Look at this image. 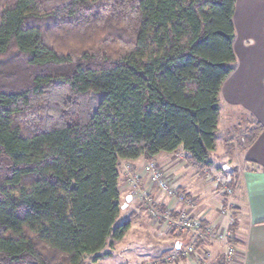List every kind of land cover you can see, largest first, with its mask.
I'll return each mask as SVG.
<instances>
[{
    "label": "trees",
    "instance_id": "1",
    "mask_svg": "<svg viewBox=\"0 0 264 264\" xmlns=\"http://www.w3.org/2000/svg\"><path fill=\"white\" fill-rule=\"evenodd\" d=\"M235 8L0 0V264L109 256L133 224L116 225L123 160L183 151L210 170L221 88L237 63ZM261 130L238 142L249 147Z\"/></svg>",
    "mask_w": 264,
    "mask_h": 264
},
{
    "label": "crops",
    "instance_id": "2",
    "mask_svg": "<svg viewBox=\"0 0 264 264\" xmlns=\"http://www.w3.org/2000/svg\"><path fill=\"white\" fill-rule=\"evenodd\" d=\"M234 23V51L237 63L221 88L216 149L220 148L221 153L231 156L234 151V157L229 159V165L224 169L237 172L229 180V185L234 192L231 201L236 205L233 208L236 221L232 230L236 233L238 264H264V0H236ZM249 126H259L262 130L253 144L244 148L241 143L236 142L234 137H242L243 130ZM233 138L234 143L231 141ZM177 153L184 152H162L157 155L154 163L164 169L177 187L194 198L199 209V174L198 172L194 176L186 174L195 170L187 160H183L185 161L183 163L177 159ZM147 163L149 162L144 158L120 162L122 203L120 218L123 222L127 220L133 222L127 235L113 246V251L117 252V248L121 249L122 243L127 241L126 250L123 248L117 252L125 257L122 264H141L145 261L159 260L177 251L175 247L177 241L182 242V249L188 240L187 237L172 236L170 233L162 238L159 237L157 224L148 217L144 204L132 195L131 187L127 183V175L131 178L132 175L138 174L139 186L150 189L160 206L172 211L179 209V206L170 198L150 186L144 171ZM126 172H128L127 175ZM218 189L219 187L214 193V202L221 208L226 207L227 196H219ZM129 196L132 197L130 202L127 201ZM209 215L206 211H203L201 215L197 214L208 225H211V222L216 224L220 221H228L227 218L222 220L219 215L213 221ZM145 224H147L145 229L151 228L150 231L144 230L146 244H140L136 237V239L129 238V235L138 233L139 226ZM158 242L161 244L158 245ZM199 243V240L195 238L194 246L198 257H184L180 249L178 250L179 259L176 262L160 264H196L199 260ZM148 244L151 245V251L145 250ZM108 252L110 255L100 260L112 257V253ZM222 262L223 256L217 264Z\"/></svg>",
    "mask_w": 264,
    "mask_h": 264
},
{
    "label": "built area",
    "instance_id": "3",
    "mask_svg": "<svg viewBox=\"0 0 264 264\" xmlns=\"http://www.w3.org/2000/svg\"><path fill=\"white\" fill-rule=\"evenodd\" d=\"M144 171L148 175V183L152 188H156L171 200L178 202L176 204L179 206V209L174 210L176 216H172L173 213L170 209L166 208L164 211L159 209V204L152 195L151 190L147 188H141L139 186L138 174L133 175L131 178L133 180L132 195L138 198L144 204L150 219L156 223H162L165 221L164 224H166L170 230L176 229L179 233L187 235V243L180 250L184 257H198V253L194 246V240L196 238L201 243L200 248L204 251L206 257L208 253L205 250L208 249V244L218 242L226 247L222 264H238V250L234 244L229 243L234 238L232 226L234 225L236 218L233 208L236 205L233 201H231L234 192L228 182L222 183L223 188L218 192L219 196H227L226 199L228 200V205L222 208L220 211V213L227 217V224L225 226L218 227L211 225L203 227V220L200 218V216L194 214L193 206L195 203L192 202L193 200L189 199L187 193L181 191L179 187L173 186L161 167H159L154 162H150L146 164ZM220 181L221 180L218 179V182ZM178 257L179 252L174 251L169 260L176 262ZM205 263L206 261L204 258H199L196 264Z\"/></svg>",
    "mask_w": 264,
    "mask_h": 264
},
{
    "label": "rangeland",
    "instance_id": "4",
    "mask_svg": "<svg viewBox=\"0 0 264 264\" xmlns=\"http://www.w3.org/2000/svg\"><path fill=\"white\" fill-rule=\"evenodd\" d=\"M231 137H234V136H231ZM234 138L237 140L236 141L237 143H239L238 142L239 139H242L241 136H239V137L235 136ZM234 138L231 139V141L233 143L235 140ZM221 152H222V150L220 148L218 150L216 149L215 151L212 152L210 159L213 162V167H211L210 170L199 172V171L195 170V168H193L190 165L193 168V170H195V172H186V174H190L192 176H194L195 173L199 172L198 173L199 174V209L197 208V204L195 203L194 198H192L188 195V198L192 199L193 200L192 202L195 203L193 206L194 207V209H193L194 214L195 215H197V214L201 215V213L203 211H206L207 214H210L209 216H211V218H213V221H215L218 218V215H219V217L222 218V220L227 218L225 215L220 213L221 209L224 207L221 208V207H219L218 204L216 205V202H214V197H215L214 193L216 192V188L219 187L218 191L221 190L223 188L222 183H224V182L229 183V180L231 179V177H233V174L237 173V172H231V171L229 172V170L227 171L224 169L225 166L229 165V159H232L234 157V155H233L234 151H232V156L231 155H224ZM176 155H177L176 156L177 159H179L183 163L185 162V161H183V160H186L184 153H177ZM159 167H161V166H159ZM219 167H221L223 169H221ZM161 169L163 170L165 175L169 178L168 174H166L164 169L163 168H161ZM127 174H128V172H126V175ZM127 176H128L127 183L131 187V192H132L133 191V188H132L133 180L131 178L133 175L132 176L130 175L131 178L129 177V175H127ZM218 179L221 181L218 182ZM169 180L173 184V186H176L174 184L172 178H169ZM172 201L175 202V200H172ZM175 203H178V202L176 201ZM122 222H123V219L119 217V219L116 222V225H118ZM153 222L156 223L155 221H153ZM227 222L228 221H220L216 224H215V222H211L212 223L211 226H215V227L225 226L227 224ZM156 224L155 225L159 231V232L157 231L159 233V237L162 238L165 236V234L170 233V229L166 224H163V223H156ZM148 225L150 227L149 223H148ZM144 227H147V224H145L141 227L139 226L137 228L138 233L137 234L134 233L133 235H129V238H131V239L137 238V240L139 241L140 244H142V245L146 244L147 241H146V237L144 236V232H145L144 230L150 231L151 228L145 229ZM232 232L234 234L233 240L236 241V235H235L236 233L234 232V230H232ZM160 244H161V242H158V245H160ZM235 246L238 249V246L237 245H235ZM207 247H208V249L205 250L208 253L207 257L205 256L204 251L201 248H199V249H201V250H199V258H204V260L206 261L205 264H217L219 259H221L222 256H224V254L226 252V247L223 244L218 243V242L209 243ZM123 248H125V250H126L127 241L122 243L121 249L117 248V252H118V250L120 251ZM145 250L151 251V245L150 244L146 245ZM105 251H110L112 253V257H110L109 259L108 258L102 259V260L98 261L97 264H122L123 261L125 260V257L122 256L121 254H118L116 251L114 252L113 248H110V247L106 248ZM127 252L128 251H126V253ZM173 253L165 255L159 260H151V261H145L143 263H141V262H139V263H141V264H149V263L160 264L161 262L173 263L171 260H169ZM177 259H179V257Z\"/></svg>",
    "mask_w": 264,
    "mask_h": 264
},
{
    "label": "water",
    "instance_id": "5",
    "mask_svg": "<svg viewBox=\"0 0 264 264\" xmlns=\"http://www.w3.org/2000/svg\"><path fill=\"white\" fill-rule=\"evenodd\" d=\"M131 199H132V197L129 196L128 199H127V201L130 202ZM176 249H177V250H180V249H181V244H180V243H177V245H176Z\"/></svg>",
    "mask_w": 264,
    "mask_h": 264
}]
</instances>
